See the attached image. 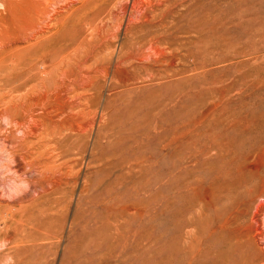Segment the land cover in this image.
Returning a JSON list of instances; mask_svg holds the SVG:
<instances>
[{"label":"rangeland","instance_id":"obj_1","mask_svg":"<svg viewBox=\"0 0 264 264\" xmlns=\"http://www.w3.org/2000/svg\"><path fill=\"white\" fill-rule=\"evenodd\" d=\"M60 1L0 4V264H264V0Z\"/></svg>","mask_w":264,"mask_h":264},{"label":"bare ground","instance_id":"obj_2","mask_svg":"<svg viewBox=\"0 0 264 264\" xmlns=\"http://www.w3.org/2000/svg\"><path fill=\"white\" fill-rule=\"evenodd\" d=\"M13 1L14 0H0V4H3L4 6H7V7H9L11 4H13ZM48 1V0H47ZM49 1H52V0H49ZM73 1L74 0H61L59 3H57V4H55L56 6L53 8V6H51L52 8H53V11H52V18L53 17H56L58 14H59V11L60 10H65V9H67V8H69V7H71V4H73ZM93 1H101L102 2V0H93ZM35 2V1H34ZM33 2V3H34ZM21 3H22V1H21ZM50 3V2H49ZM119 4H123L122 3V1L121 0H119L118 1V5ZM29 5V4H28ZM52 5H53V3H52ZM166 5V4H165ZM2 6V5H1ZM0 6V7H1ZM11 7V6H10ZM38 7V6H37ZM41 7V6H40ZM47 7V6H46ZM50 8V7H49ZM7 9H9V8H7ZM39 10V9H38ZM5 11H6V9H5ZM15 11V10H14ZM78 11V10H77ZM35 13V12H34ZM37 13V12H36ZM36 15V14H35ZM42 15V14H41ZM36 16H38V15H36ZM30 18H32V16H29ZM49 17V18H48ZM48 17H45V16H42V17H39V19L40 20H42V21H47V19H51V16L50 15H48ZM36 19V18H35ZM36 20H38V19H36ZM54 20V19H53ZM38 22H39V20H38ZM35 23H36V21H35ZM148 28V27H147ZM150 28V27H149ZM152 28V27H151ZM151 31V30H150ZM93 32V31H92ZM147 33H148V31H147ZM155 32L153 31L151 34H154ZM4 35V34H3ZM153 38V37H152ZM10 39V38H9ZM244 78L242 77V76H240V78H239V82H238V84L243 88L244 87V85H245V81L243 80ZM249 83V82H248ZM251 84H250V87L251 88H253L254 89V82H250ZM203 118V117H202ZM191 122V121H190ZM189 123V122H188ZM192 124V123H191ZM199 127V126H198ZM202 127V126H201ZM183 129V128H182ZM190 131V130H189ZM238 136H237V141L236 142H238V149H239V151H241L242 152V150L244 149V147H245V140H244V130H243V127H242V123H240V126H238ZM181 132V131H180ZM193 133V132H192ZM228 136H229V133H228ZM186 137V136H185ZM225 137H226V135H225ZM198 139V141H199V144H201V142H204L205 141V134H204V132H197V133H195L194 134V141L195 140H197ZM208 140V139H207ZM235 145H237V144H235ZM202 146H203V143H202ZM174 147V146H173ZM187 147V146H186ZM178 148V147H177ZM224 151V150H223ZM184 154V153H183ZM191 154V153H190ZM189 154V155H190ZM199 154V153H198ZM202 154V153H201ZM191 156V155H190ZM180 157H182V156H180ZM186 157V156H185ZM233 157V156H232ZM198 158V157H197ZM185 159V158H184ZM183 159V160H184ZM188 159V158H187ZM175 159H173V161H174ZM177 161V160H176ZM172 162V161H171ZM178 162V161H177ZM244 162V161H243ZM159 163V162H158ZM154 165V164H153ZM156 165V164H155ZM178 166H179V164H177ZM246 165V164H245ZM243 166V165H242ZM153 167V166H152ZM161 167V166H160ZM172 167V166H171ZM183 167V166H182ZM174 168V167H173ZM172 168V171H174V169ZM243 168V167H242ZM160 170H161V168H160ZM186 170V169H185ZM176 171V170H175ZM174 171V172H175ZM256 171V170H255ZM192 172V171H191ZM241 172H243L242 170H241ZM250 172V171H249ZM248 172V173H249ZM158 173H159V171H158ZM104 174V173H103ZM245 174H246V172H245ZM244 173L242 174V173H239V176L233 181V183L232 184H230L229 186H227V184H225L224 186L222 185L221 187H220V189H219V191H220V198L219 199H222V195L221 194H223V192H225V189L227 188V190H228V192H231L230 193V199L231 198H236V197H239L240 195H241V192H242V189L243 188H245V184H247V185H253V184H255V173H249V174H251V175H248L247 177H245L244 175H245ZM106 175H107V173H106ZM149 175V174H148ZM104 177H105V175H103ZM184 178H186V180L189 178V172L187 171L185 174H183L182 175ZM107 177V176H106ZM96 178V177H95ZM176 178V177H175ZM98 179H100V178H98ZM97 179V180H98ZM194 179V178H193ZM204 179V178H203ZM226 179H228V178H226ZM225 179V180H226ZM96 180V181H97ZM92 181H94V179L92 180ZM124 181V180H123ZM146 181V180H145ZM223 181V180H222ZM150 182V181H149ZM160 182V181H159ZM93 183V182H92ZM92 183H90V186H91V184ZM142 183V182H141ZM249 183V184H248ZM95 184V183H94ZM144 184V183H143ZM189 185V183H185V187L186 186H188ZM89 186V185H88ZM89 186V187H90ZM169 186V185H168ZM244 186V187H243ZM92 187V186H91ZM138 187V186H137ZM253 187H254V185H253ZM136 190V189H135ZM115 193V192H114ZM134 193V192H133ZM109 195V194H108ZM117 195V194H116ZM115 195V196H116ZM119 195V194H118ZM125 195V194H124ZM224 196V195H223ZM242 196V195H241ZM228 197V196H227ZM227 197L225 198V199H227ZM185 199H187V196H185ZM224 199V200H225ZM119 200H120V198H119ZM118 200V201H119ZM188 200V199H187ZM234 200H238V199H234ZM114 201V200H113ZM222 205V204H221ZM219 208V207H218ZM212 212V211H211ZM214 212V211H213ZM212 216H213V214H212ZM210 220V219H209ZM206 221V220H205ZM207 224V223H206ZM212 225V224H211ZM120 227V226H119ZM199 229V228H198ZM194 230V229H193ZM119 232V231H118ZM165 232V231H164ZM151 235V234H150ZM166 235V234H165ZM125 236V235H124ZM159 236V235H158ZM176 237V236H175ZM192 237V236H191ZM161 240V239H160ZM211 242V241H210ZM170 243V242H169ZM207 243V245H210V244H212V243H208V242H206ZM205 243V244H206ZM192 244V243H191ZM186 245V244H185ZM169 249V248H168ZM173 256V255H172ZM234 256V255H233ZM231 258H232V256H231ZM150 259V258H149ZM233 259V258H232ZM233 261H235V260H233ZM169 262V261H168Z\"/></svg>","mask_w":264,"mask_h":264}]
</instances>
